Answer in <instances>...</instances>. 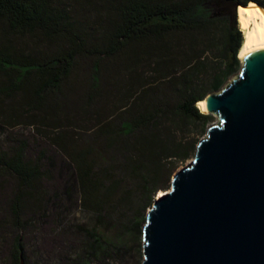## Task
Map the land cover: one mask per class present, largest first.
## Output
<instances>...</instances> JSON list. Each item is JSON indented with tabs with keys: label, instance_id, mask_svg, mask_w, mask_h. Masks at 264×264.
Segmentation results:
<instances>
[{
	"label": "trees",
	"instance_id": "1",
	"mask_svg": "<svg viewBox=\"0 0 264 264\" xmlns=\"http://www.w3.org/2000/svg\"><path fill=\"white\" fill-rule=\"evenodd\" d=\"M250 1L264 8V0H0V97H20L27 112L55 115L42 133L69 157L80 210L90 216L78 225L70 263L116 262L129 241L142 238L139 209L165 189L168 165L190 157V144L161 132L160 122L213 120L197 106L240 71L235 4ZM78 58L92 64L85 112L102 98L105 61L118 64L113 78L124 94L113 112L94 115L91 138L80 149L66 150L57 132L68 117L61 90ZM52 94L62 104H50ZM26 150V141L0 147V178L16 180L0 234L11 233V264H20V254L25 264H48L49 253L32 259L28 243L38 241L43 225H57L62 198L43 187L45 151L30 159Z\"/></svg>",
	"mask_w": 264,
	"mask_h": 264
},
{
	"label": "water",
	"instance_id": "2",
	"mask_svg": "<svg viewBox=\"0 0 264 264\" xmlns=\"http://www.w3.org/2000/svg\"><path fill=\"white\" fill-rule=\"evenodd\" d=\"M241 61L203 99L217 122L147 210L141 264H264V48Z\"/></svg>",
	"mask_w": 264,
	"mask_h": 264
},
{
	"label": "rangeland",
	"instance_id": "3",
	"mask_svg": "<svg viewBox=\"0 0 264 264\" xmlns=\"http://www.w3.org/2000/svg\"><path fill=\"white\" fill-rule=\"evenodd\" d=\"M80 15V11H78ZM237 22V21H236ZM238 27V23H237ZM238 58L241 61V58ZM242 62V61H241ZM91 61L89 59L78 58L76 66L71 76L64 81L62 85V95L66 96L67 108L64 107L63 111L68 117L60 119L63 125L60 132V144L66 149L71 150L73 147L80 149L84 144V139L91 138L93 132L91 129L95 124V114L108 115L113 112L122 103V96L124 89L118 82L114 80L115 67L118 64L115 61H105L102 63L103 74V88L102 98L99 102H95L90 111L85 112L83 101L84 93L90 83ZM239 72L231 75L225 84H228ZM224 84V85H225ZM223 85V86H224ZM212 92V93H216ZM211 94V93H210ZM61 100L62 96L51 95L49 103L55 105L56 102ZM55 102V103H54ZM10 105L15 107L13 112H10ZM197 106V104H196ZM198 107V106H197ZM0 111L2 117L0 118V147L6 148L19 143V141L27 142L26 155L30 159H36L41 150L46 153V159L43 162L45 170L47 169L48 179L44 180L43 187L48 190L49 194L56 191L62 198L61 207L56 211L59 215L56 219L57 225H43L36 233L38 241H31L28 247L32 253V259H37L40 253L48 252L44 255L48 264H72L70 255L74 252V248L80 242V230L78 225L80 222L90 221V216L80 210L78 203L79 194L77 183L72 176V168L70 166L69 157L57 146L50 137L42 133V128L48 129L52 117L55 115L52 112L42 113L40 111L27 112L20 100V97H15L12 102L3 96L0 97ZM200 110V109H199ZM203 113V112H202ZM213 117L211 122L205 124L201 123H186L178 122L177 120L170 121L164 119L160 122L159 130L169 135L175 140L183 139L191 146L190 157L183 162L171 163L165 170L163 177V184L165 189L159 190L154 198L161 192L168 190L169 184L174 173L186 166L194 157L195 147L200 139L206 135L207 128L217 122L218 118L215 114L206 112ZM47 118V119H45ZM47 125V126H45ZM48 134V133H46ZM52 136L51 134H48ZM174 166V168H172ZM16 188V180L12 177L0 178V218L4 214V207L7 199L10 198L12 192ZM145 203V202H144ZM152 204V202H151ZM143 206L139 209V217L141 218L139 230L145 223V217L148 208L151 206ZM30 214V209L24 210V215ZM51 214V213H50ZM48 220H52L50 215ZM49 232L52 234H49ZM142 238L141 236L133 241L128 242L129 250L122 258L117 257V261L109 264H141L142 262ZM11 233L0 234V264H11L10 251H11ZM66 257L67 260L62 258ZM101 264V263H90Z\"/></svg>",
	"mask_w": 264,
	"mask_h": 264
},
{
	"label": "bare ground",
	"instance_id": "4",
	"mask_svg": "<svg viewBox=\"0 0 264 264\" xmlns=\"http://www.w3.org/2000/svg\"><path fill=\"white\" fill-rule=\"evenodd\" d=\"M236 19L238 28L242 32L239 57L243 58L252 50L264 48V9L254 2H249L245 6L236 8ZM198 108L203 113L207 112L204 100L198 103Z\"/></svg>",
	"mask_w": 264,
	"mask_h": 264
}]
</instances>
